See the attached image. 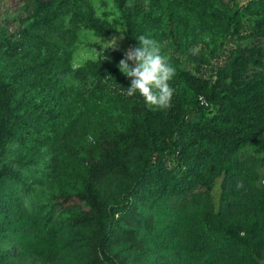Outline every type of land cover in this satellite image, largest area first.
I'll return each instance as SVG.
<instances>
[{
    "label": "rangeland",
    "instance_id": "374dc122",
    "mask_svg": "<svg viewBox=\"0 0 264 264\" xmlns=\"http://www.w3.org/2000/svg\"><path fill=\"white\" fill-rule=\"evenodd\" d=\"M68 1L72 8L74 0ZM84 2L90 7L92 18L109 23L114 31L99 35L79 27L71 32L70 17L63 18L55 30L47 31L43 47L54 49L63 61L58 69H51L52 74L56 72L52 84L42 88L48 103L40 113L41 125L31 134L9 141L0 159L1 164L15 168L22 177L18 183L4 184L6 208L0 213V264L80 262L84 231L67 222L83 211V206L59 211L61 222L53 232L43 226L39 211L50 205L55 195L78 186L83 154L95 151L93 139L99 129L110 125L113 112L124 114L128 110V102L110 94V88H105L109 94L101 98V104L94 106L89 97L96 89V80L78 73L80 66L88 60H101L110 68H118L127 50L138 46L139 37L150 36L175 68L169 81L175 89L169 106L155 108L147 104L149 110L165 114L185 94L184 84L176 78L177 70L207 76L221 74L220 69H224L226 77L222 82L227 84L230 62L241 49L264 50V25L258 23L264 18V0H126L133 36L112 0ZM29 9L23 0H0L1 34L17 30L18 37L20 18L30 14ZM148 10L151 13L147 24L141 17ZM34 20L27 19L22 28ZM192 48L196 49L195 55L189 52ZM258 79H264V57L259 66L248 64L236 83L243 86ZM57 85L65 86V93ZM256 89L261 92L256 104L258 109H264V83ZM35 95V91H18L15 102L19 109H26ZM189 118L200 117L191 113ZM262 137L264 140V129ZM169 145L168 139L158 140L153 148L128 153L130 177L112 176L101 190L108 208L121 204L129 195L135 169L145 160L156 161L161 146L168 150ZM163 160L168 166L174 164L168 154ZM229 164L231 177L221 159L210 163L206 171L208 183L196 187L185 201L171 195L161 198L152 208L159 229L149 236L147 252L137 254L126 249L121 253L125 257L123 264H170L176 261L169 253L171 248L177 249L180 264H264V151L244 146ZM208 219L248 238L249 247L215 244L193 252L196 227Z\"/></svg>",
    "mask_w": 264,
    "mask_h": 264
},
{
    "label": "trees",
    "instance_id": "16d2710c",
    "mask_svg": "<svg viewBox=\"0 0 264 264\" xmlns=\"http://www.w3.org/2000/svg\"><path fill=\"white\" fill-rule=\"evenodd\" d=\"M23 1L31 13L20 18L18 37L17 30L7 34L0 32V159L9 141L31 134L42 123L40 113L48 103V95L42 92V88L52 84L56 72L52 74L51 69H58L63 61V56L56 54L54 49L43 47L49 34L47 31L55 30L65 17H70L71 32L79 27L99 35L114 31L109 23L92 18L90 7L84 0H74L72 8L68 6V0ZM112 1L133 36L134 26L126 0ZM150 13V10L146 11L141 21L150 23ZM31 18H35L34 22L22 28ZM258 23L263 26L264 18ZM263 57L264 50L257 47L241 49L230 62L231 74L227 84L222 82L226 77L224 69H220L221 74L207 76L177 70L176 78L184 84L185 94L165 114L149 110L138 93L126 95L125 87L130 78L118 68H110L101 60H88L80 66L78 73L96 80V89L89 97L94 106L101 104V98L109 94L105 88H110V94L128 102V110L124 114L113 112L110 125L99 129L93 139L95 151L83 154V171L78 186L55 195L50 205L40 208L43 226L53 232L61 222L59 211L83 206V211L67 222L69 226L84 231L79 264H123L125 257L121 253L126 249L137 254L147 252L149 236L159 229L152 208L161 198L171 195L185 201L196 187L208 183V165L217 159L222 160L231 177L229 161L244 146L264 151V109H258L256 104L261 94L256 88L264 83V79L243 86L236 83L248 64L259 66ZM56 88L62 93L66 91L62 85ZM22 89L36 92L24 110H20L15 102ZM221 91H224L222 95ZM191 113L200 118L190 119ZM165 139L170 142L168 150L161 146L156 161L142 162L131 176L129 195L121 204L108 208L101 190L106 188L112 176L130 177L128 153L153 148L158 140ZM167 154L174 159L172 166L163 160ZM21 180L15 168L0 163V213L6 208L4 184ZM2 223L0 221V230ZM250 243L233 228H224L208 219L196 227L191 249L196 252L215 244L248 248ZM114 247L118 248L113 251ZM169 253L176 259L170 264H180L177 249L171 248Z\"/></svg>",
    "mask_w": 264,
    "mask_h": 264
},
{
    "label": "clouds",
    "instance_id": "9594fccd",
    "mask_svg": "<svg viewBox=\"0 0 264 264\" xmlns=\"http://www.w3.org/2000/svg\"><path fill=\"white\" fill-rule=\"evenodd\" d=\"M138 41V46L127 50L117 65L121 73L130 78L129 85L125 87L126 95L138 93L149 106L166 108L175 92L169 83L175 68L162 54L156 40L140 36ZM189 52L195 55L196 49H189Z\"/></svg>",
    "mask_w": 264,
    "mask_h": 264
}]
</instances>
